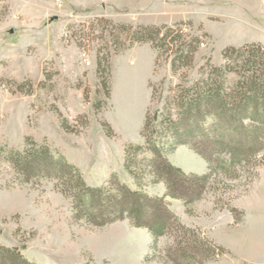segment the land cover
<instances>
[{
	"label": "rangeland",
	"instance_id": "374dc122",
	"mask_svg": "<svg viewBox=\"0 0 264 264\" xmlns=\"http://www.w3.org/2000/svg\"><path fill=\"white\" fill-rule=\"evenodd\" d=\"M146 25L198 37L193 64L174 71L170 51L159 56L152 42H130L128 28ZM247 42L264 45V0H0V244L40 264H172L165 259L172 236L155 242L129 218L103 226L75 219L57 179L23 181L6 156L47 143L88 184L115 175L138 189L125 155L127 144L144 141L147 112L161 111L174 87L222 64L226 46ZM168 159L188 174L209 171L188 145ZM258 159L215 172L189 204L146 177L142 189L163 196L216 250L193 264H264V154Z\"/></svg>",
	"mask_w": 264,
	"mask_h": 264
},
{
	"label": "trees",
	"instance_id": "16d2710c",
	"mask_svg": "<svg viewBox=\"0 0 264 264\" xmlns=\"http://www.w3.org/2000/svg\"><path fill=\"white\" fill-rule=\"evenodd\" d=\"M127 31L130 42H152L159 56L170 51L174 71L193 64L199 38L189 37L183 29L146 25ZM223 60L220 65L211 64L199 78L174 87L161 111L153 116L147 112L141 132L144 141L127 144L125 155V167L138 189L115 175L109 184H88L80 169L47 143L27 144L6 157L23 181L57 179L62 192L72 198L75 219L103 226L129 218L134 226L148 229L155 242L161 236L173 237L166 261L203 263L216 250L181 223L163 196L142 187L146 177L154 184L164 182L169 195L189 204L207 191L215 172H237L259 162L264 154V45H228ZM106 93L109 95V88ZM180 145H188L202 156L209 171L195 175L174 166L168 155ZM144 153L148 156L139 159ZM0 264L40 263L0 244Z\"/></svg>",
	"mask_w": 264,
	"mask_h": 264
},
{
	"label": "built area",
	"instance_id": "2783aa9c",
	"mask_svg": "<svg viewBox=\"0 0 264 264\" xmlns=\"http://www.w3.org/2000/svg\"><path fill=\"white\" fill-rule=\"evenodd\" d=\"M202 45H205L204 43H202ZM88 63H89V61H88Z\"/></svg>",
	"mask_w": 264,
	"mask_h": 264
}]
</instances>
